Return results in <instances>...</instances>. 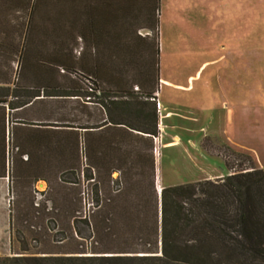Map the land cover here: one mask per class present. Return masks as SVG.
<instances>
[{
    "label": "trees",
    "instance_id": "16d2710c",
    "mask_svg": "<svg viewBox=\"0 0 264 264\" xmlns=\"http://www.w3.org/2000/svg\"><path fill=\"white\" fill-rule=\"evenodd\" d=\"M160 3L0 0V178L12 139L30 186L9 187L10 233L23 245L0 264H264V167L249 155L225 160V177L156 187ZM41 179L53 214L89 232L70 252L27 246L45 228L29 220L51 213L35 208Z\"/></svg>",
    "mask_w": 264,
    "mask_h": 264
},
{
    "label": "rangeland",
    "instance_id": "374dc122",
    "mask_svg": "<svg viewBox=\"0 0 264 264\" xmlns=\"http://www.w3.org/2000/svg\"><path fill=\"white\" fill-rule=\"evenodd\" d=\"M160 13L161 76L160 93L156 99L160 134L154 140L157 189L160 191L164 186L225 177L231 172L225 160L238 163L239 159L233 153L249 155L256 167H264V0H161ZM222 45L230 46L233 53L230 57L229 52H225L226 66L220 71V76L227 79L232 76L234 81L222 79L217 87H212L209 100L214 103L216 98L217 101L214 112L207 113L208 117L212 115L213 123L205 133L192 120L184 119L194 109V95L199 84L196 82L194 89L180 91L172 82L188 84L187 77L195 73L200 59L218 57ZM18 70L15 66L10 93L15 92L20 84ZM237 75L239 81L235 80ZM224 94L228 98V106L221 101ZM159 99L164 107L163 127ZM15 113L14 117L24 116L21 111ZM129 137L121 133L112 136L127 145L132 141ZM12 142L11 139L10 177L0 179V256L13 255L23 245L17 236L10 233L9 208L16 196L9 191V187L12 184L15 192L21 184L30 187L24 183L26 180L21 182L19 179L21 169L18 165L22 158L16 154L17 150H13ZM86 154L88 149L83 144V160ZM118 175L114 172L112 178H118ZM120 181L112 180L111 188L119 189L122 186ZM31 187L36 190L33 192L35 208L38 204V210L47 207L50 211L51 203L45 201L47 182L41 179ZM89 205L86 197L82 215L88 214ZM24 206L29 207L26 202ZM53 211L44 220H29L28 224H37L35 221L45 224L40 242L29 237L27 246L31 252L38 248L54 253L70 252L87 238L89 232L85 225L74 226L66 219L65 213L60 212L58 218ZM30 213L33 215L34 212ZM74 228L75 235L72 232Z\"/></svg>",
    "mask_w": 264,
    "mask_h": 264
},
{
    "label": "crops",
    "instance_id": "0c3cea01",
    "mask_svg": "<svg viewBox=\"0 0 264 264\" xmlns=\"http://www.w3.org/2000/svg\"><path fill=\"white\" fill-rule=\"evenodd\" d=\"M161 47V46H160ZM222 52L219 53L218 57L212 58V59H200V61L197 63L195 73L187 77V82L188 84H184L181 82H178L177 84L172 82V85L174 87H177L178 90L180 91H187L191 87L194 89V85L197 82L198 89L195 92V104H194V109L191 111L189 115L185 116V120L191 121L195 124L198 125L199 130L201 132H207L209 129H211L212 123H213V117L210 115L208 117L207 113H213L214 112V107L216 106V101L217 99L214 98V103H212L210 99V93L212 87H217V83L219 81L223 80H228L229 81H234L232 76H229V78H223L220 76V71H222L223 67L226 66V60H225V52H229V56H232V49L230 46L227 47V45H222L219 48ZM218 53V52H217ZM228 54V53H227ZM231 54V55H230ZM234 65V64H233ZM239 63L236 64V68L239 70ZM236 69V70H237ZM160 76H161V65H160ZM236 81H239V76L237 75L235 77ZM169 82V81H168ZM170 83V82H169ZM171 84V83H170ZM213 85V86H212ZM160 88V87H159ZM160 93V90H159ZM158 93V94H159ZM221 101L223 105L228 106V98L225 96V94L221 97ZM209 100V101H208ZM160 112H161V126H164L163 122V116L164 114L162 113L163 104L160 101ZM213 111V112H212ZM229 116V114H228ZM205 132V133H206ZM207 136V135H205ZM0 179H5V178H0Z\"/></svg>",
    "mask_w": 264,
    "mask_h": 264
},
{
    "label": "built area",
    "instance_id": "2783aa9c",
    "mask_svg": "<svg viewBox=\"0 0 264 264\" xmlns=\"http://www.w3.org/2000/svg\"><path fill=\"white\" fill-rule=\"evenodd\" d=\"M158 106H160V103H158Z\"/></svg>",
    "mask_w": 264,
    "mask_h": 264
}]
</instances>
